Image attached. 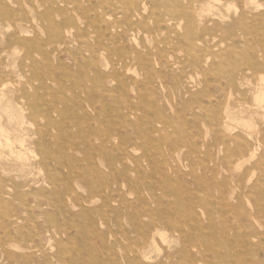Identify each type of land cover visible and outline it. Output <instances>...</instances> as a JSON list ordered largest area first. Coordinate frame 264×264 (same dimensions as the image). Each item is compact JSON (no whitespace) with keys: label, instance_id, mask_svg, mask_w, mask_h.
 <instances>
[{"label":"rangeland","instance_id":"1","mask_svg":"<svg viewBox=\"0 0 264 264\" xmlns=\"http://www.w3.org/2000/svg\"><path fill=\"white\" fill-rule=\"evenodd\" d=\"M263 79L264 0H0V264H264Z\"/></svg>","mask_w":264,"mask_h":264},{"label":"bare ground","instance_id":"2","mask_svg":"<svg viewBox=\"0 0 264 264\" xmlns=\"http://www.w3.org/2000/svg\"><path fill=\"white\" fill-rule=\"evenodd\" d=\"M31 1H32V0H31ZM250 1H251V0H250ZM215 2H216V1H215ZM44 4H45V3H44ZM255 4H256V3H255ZM244 6H245V5H244ZM208 7H209V6H208ZM233 7H234V6H233ZM20 8H21V7H20ZM235 12H237V11H235ZM261 79H262V78H261ZM263 80H264V79H263ZM262 82H263V81H262ZM0 127H2V126H0ZM30 127H32V126L30 125ZM253 128H254V127H253ZM2 129H3V128H2ZM0 130H1V128H0ZM5 130H6V129H5ZM1 131H2V130H1ZM1 131H0V132H1ZM5 134H6V133H5ZM3 137H4V136H3ZM3 139H4V138H3ZM19 139H20V138H19ZM6 140H7V139H6ZM13 140H14V139H13ZM21 140H22V139H21ZM23 140H24V139H23ZM5 142H6V141H5ZM13 142H14V141H13ZM24 142H26V141H22V144H23ZM19 143H21V141H19ZM19 143H18V144H19ZM0 144H2V142H1ZM4 144H5V143H4ZM8 144H9V143H8ZM22 144H21V145H22ZM6 145H7V144H6ZM9 145H10V144H9ZM21 145H20V146H21ZM20 146H19V147H20ZM2 147H4V146L2 145ZM8 147L11 148L10 146H8ZM13 147H14V146H13ZM22 147H23V146H22ZM24 147H25V146H24ZM4 149H5V147H4ZM6 149H7V148H6ZM8 150H9V149H8ZM10 151H11V149L8 151V153H9ZM18 154L21 156L20 151H19ZM33 154H34V153H33ZM9 155H10V154H9ZM11 155L13 156V154H11ZM11 155H10V157H11ZM19 155H17V156H19ZM17 156H16V157H17ZM13 157H15V156H13ZM20 158H21V157H20ZM228 162H229V161H228ZM21 163H22V162H21ZM21 165H22V164H21ZM155 247H156V246H155ZM157 247H158V246H157ZM171 262H172V261H171Z\"/></svg>","mask_w":264,"mask_h":264}]
</instances>
